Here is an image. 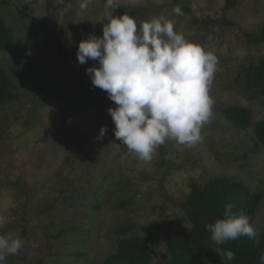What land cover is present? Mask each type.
Returning <instances> with one entry per match:
<instances>
[{"label": "rangeland", "instance_id": "obj_1", "mask_svg": "<svg viewBox=\"0 0 264 264\" xmlns=\"http://www.w3.org/2000/svg\"><path fill=\"white\" fill-rule=\"evenodd\" d=\"M81 2L0 0L14 37L0 51V68L17 95L0 105V234L24 240L4 264H103L121 237L136 235L151 241L149 264H170L166 241L192 229L180 203L192 184L203 187L219 177L262 194L254 221L259 240L264 146L253 128L234 129L224 111L241 106L253 112L254 124L264 120V96L241 85L243 71L264 58V44L247 36L264 24V0H238L227 12L225 0H117L119 11L140 9L142 22H173L177 32L218 59L209 91L213 115L201 129L203 141L187 147L168 140L149 162L116 140L109 112L84 102V92L96 88L86 69L96 62L81 65L78 46L91 35L102 37L107 21L106 0H91L83 12ZM211 21L216 25L206 24ZM102 126L107 132L96 139Z\"/></svg>", "mask_w": 264, "mask_h": 264}, {"label": "clouds", "instance_id": "obj_2", "mask_svg": "<svg viewBox=\"0 0 264 264\" xmlns=\"http://www.w3.org/2000/svg\"><path fill=\"white\" fill-rule=\"evenodd\" d=\"M62 2V0H57ZM91 0L79 4L81 12ZM117 0H106L103 36H89L79 43L81 65L88 60L96 66L86 69L92 86L107 93L117 107L108 112L115 124L116 140L143 162L152 160L159 146L168 140L187 147L203 141L201 129L211 123L213 99L209 95L218 59L175 30L173 22L153 17L137 24L128 14L113 15ZM180 14L179 7L173 9ZM107 126H102V139ZM225 205L224 218L207 223L211 242L224 245L241 236L256 239L258 232L249 217ZM0 219V224H3ZM24 246L20 237L0 234V264L17 255ZM223 264L235 259L231 250L217 248ZM264 264V253L259 257Z\"/></svg>", "mask_w": 264, "mask_h": 264}, {"label": "trees", "instance_id": "obj_3", "mask_svg": "<svg viewBox=\"0 0 264 264\" xmlns=\"http://www.w3.org/2000/svg\"><path fill=\"white\" fill-rule=\"evenodd\" d=\"M71 3L73 0H65ZM238 0H225L224 11L237 8ZM128 14L135 18L138 26L142 22L140 9H129L125 12L116 9L113 15ZM222 25L232 26L233 22L221 19ZM216 21L206 22L207 25H216ZM255 44H264V24L259 32L247 35ZM14 37L0 13V51H5L13 45ZM243 85L253 90L254 96H264V58L256 65L243 71L241 76ZM12 83L6 72L0 68V105L14 101L17 95L12 92ZM84 102L97 106L108 113L112 102L106 98V93L97 88H89L84 92ZM70 112H67L69 115ZM106 113V114H107ZM224 115L231 126L240 131L253 128L258 145L264 146V120L254 122L253 112L241 106H233L224 111ZM108 116V115H107ZM263 201L261 193L252 192L250 188L238 181L226 177L209 180L205 186L192 184L191 193L180 203L192 226L191 231L185 234H175L166 241L167 251L171 255L170 264H223L222 258L215 252L217 248L224 251L231 250L235 259L226 264H259V257L264 253V233L259 240L241 236L236 240H229L224 245L211 242V234L206 231L207 223H215L224 218L225 205L231 203L232 211L249 217L254 227L256 213ZM125 234V231H123ZM151 241L141 236H123L119 239L117 249L103 264H149L153 258ZM38 264H42L41 262Z\"/></svg>", "mask_w": 264, "mask_h": 264}]
</instances>
